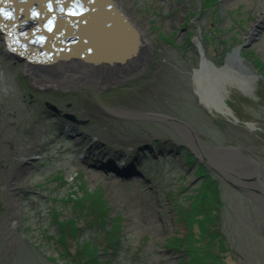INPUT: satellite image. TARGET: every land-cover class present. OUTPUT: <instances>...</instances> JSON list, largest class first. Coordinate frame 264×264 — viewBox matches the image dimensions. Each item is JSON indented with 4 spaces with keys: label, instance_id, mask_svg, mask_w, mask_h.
Returning a JSON list of instances; mask_svg holds the SVG:
<instances>
[{
    "label": "rangeland",
    "instance_id": "obj_1",
    "mask_svg": "<svg viewBox=\"0 0 264 264\" xmlns=\"http://www.w3.org/2000/svg\"><path fill=\"white\" fill-rule=\"evenodd\" d=\"M112 2L150 51L100 79L33 76L0 32V264H264V0ZM202 52L253 91L202 105Z\"/></svg>",
    "mask_w": 264,
    "mask_h": 264
},
{
    "label": "water",
    "instance_id": "obj_2",
    "mask_svg": "<svg viewBox=\"0 0 264 264\" xmlns=\"http://www.w3.org/2000/svg\"><path fill=\"white\" fill-rule=\"evenodd\" d=\"M85 1L87 2L79 3L78 0H76L75 3L70 4V0H32L31 2L36 4L35 7L43 6V10H49L48 13L45 14H49L51 16L53 15V17L48 16L47 19H49L50 24L47 27H42V24L46 22L41 21V14L37 15L36 17H31L25 21L21 33L17 36L21 37L23 34H29V37L26 38L27 42L22 39V43H18L21 45V48L17 49L18 53H20L25 58H34V60L36 59L38 63H41V61L44 59V61L47 60L46 62L51 63L58 59H67L66 55L69 53L65 51V47H68V52L71 51L72 53H75L76 51L78 56L82 55L87 57L91 51L89 49L87 52H84V49H86L85 45L87 44L92 49H98L100 56L97 61H119L126 57L130 58L131 56L135 55L141 45L140 38L137 34L138 32L134 29L135 27L129 23L128 19L124 15L122 16L121 14H118V10L116 7H114L112 0H95L92 6L89 4V6H87L85 3H89V1ZM53 8L56 11L58 10L57 15H54V11L52 12ZM43 10L40 12H43ZM61 10L63 14L60 12ZM0 14L2 13L0 12ZM62 17L65 19L67 18V20L63 22L66 24L65 26L61 27V25L58 23H51V19L54 21L56 19H63ZM35 18H39V26L37 29L34 28L36 30L32 29L34 32H31L32 27L29 29L27 26L33 24L32 22H29L31 20L35 21ZM69 20L76 21V28L69 31H64L67 30L68 26L71 27ZM54 36L59 39L58 43L54 41ZM36 37H39V41L34 42ZM7 44L11 45V41L7 40ZM60 44L63 45L61 46ZM29 51L32 52L30 53ZM44 52H46V55H42ZM57 55H59V58H57ZM62 55H65V57L62 58ZM201 57L202 60H207L204 52L201 53ZM207 61L213 64L209 60ZM193 83L195 85L194 78ZM195 94L202 104L200 96L196 90ZM227 109L232 116L233 113L231 109L229 107H227ZM232 117L235 121H238V119H236L234 116ZM66 118L77 122V119L74 116L66 115ZM250 126L253 128L252 125ZM92 140L95 144L98 143L97 137H92ZM102 145L105 146L104 144ZM119 150L115 149L114 153H124L122 155H125L126 152L127 155L132 154V150L129 148L126 150ZM112 155L115 156V154Z\"/></svg>",
    "mask_w": 264,
    "mask_h": 264
},
{
    "label": "bare ground",
    "instance_id": "obj_3",
    "mask_svg": "<svg viewBox=\"0 0 264 264\" xmlns=\"http://www.w3.org/2000/svg\"><path fill=\"white\" fill-rule=\"evenodd\" d=\"M31 1L32 0H0V12L2 13L0 14V32L3 35V42L5 43L7 54H9L11 57L25 60V62H27L26 67L28 69V73H30L33 76H35V74L37 73L46 72L48 73V75L51 76L49 78L51 81H54L53 78H57V77L62 80V83H57V81L51 82L53 85L60 84V86L64 87L65 85L64 83L73 84L75 81L78 82L76 75L78 74V69H82V70L84 69L85 71H87L86 75L90 79L92 78L100 79L103 76V74L107 75L111 72H119L121 71V69H125L131 64L139 63L141 59H145L148 57V53L150 51L149 48L150 43L149 41L146 40V38H144V36H142V34L140 33L141 31L139 32L136 28H134L138 32L137 34L138 37L140 38L141 45L138 51L135 53V55L131 56L130 58L126 57L119 61L112 60L110 62L97 61V59L100 56L98 49L96 50L92 49L86 43H84L86 44L85 45L86 49H84V52H87L89 49L91 50L88 55L86 54L87 57H84L82 55L78 56V53L76 51L75 53H72L71 51L68 52L67 49L68 47L67 48L65 47L66 49L65 51L69 53L68 55H66L67 59L64 58L65 55H62L63 56L62 58L64 59H58L51 63L46 62L47 60L44 61L45 60L44 59L41 61V63H38L36 59L34 60V58L32 57L25 58L20 53H18L17 50L21 48V45L19 44L22 43V39H24L27 42L26 38L29 37V34H23L21 37L17 36L18 34L21 33L23 24L25 23L26 20L30 19L31 17H36L37 15L41 14L42 15V17H40L41 21L46 22L42 24V27H47L50 24V21L47 18L48 16H51L49 14L47 15L45 14L48 13L49 10L48 11L43 10L42 9L43 6L35 7L36 4L32 3ZM75 1L76 0H72V1L70 0V4L75 3ZM88 1L89 3H85V4H87V6L89 5L92 6L95 0H88ZM78 2L80 3L87 1L78 0ZM40 8L41 10H43V12H40L41 11ZM53 11L54 8L52 9V12ZM117 12L118 14H121L123 16L121 11H117ZM57 14L58 13H56V15ZM51 17H53V15ZM38 20L39 18H35V21L31 20L33 24H30L29 26H27V28L29 29L30 27H32L33 29L37 28L39 25ZM66 20L67 18L56 19L54 21H52L51 19V23L54 24L58 23L59 25H61V27H63L66 25L65 23H63ZM69 21L71 23V27L68 26L67 30L64 31H69L71 29L76 28V21L75 20L73 21L69 20ZM7 40L11 41V45L7 44ZM58 40L59 39L55 37L54 41L58 43L59 42ZM36 41H39V37L35 38L34 42ZM60 45L62 46L63 44ZM42 55H46V52H44V54L42 53ZM57 58H59V55H57ZM233 59L234 58H232L227 64V66L221 70L216 69L208 61L203 62L201 69H199L195 75V83L199 88L198 94L202 100H205L206 102L208 100H213L216 103H218V101L220 100L223 102L227 93V85H231V83L233 82L232 81L233 78L235 80L234 82L237 83L236 86L241 88V90L244 91L245 93H251L253 91V83L255 81V77L252 75L250 69L246 67L244 68L247 75L246 77H237L236 76L237 73L235 71L236 69H234L232 64ZM45 78H48V76ZM37 83H41V82H37ZM214 87H218V88H214ZM217 89L220 90L215 92V90Z\"/></svg>",
    "mask_w": 264,
    "mask_h": 264
},
{
    "label": "trees",
    "instance_id": "obj_4",
    "mask_svg": "<svg viewBox=\"0 0 264 264\" xmlns=\"http://www.w3.org/2000/svg\"><path fill=\"white\" fill-rule=\"evenodd\" d=\"M191 159V160H190ZM188 160H189V163H190V161H193V159H192V157L191 156H188ZM194 164H192V166H193ZM220 218V217H219ZM219 218H217V221H218V226H217V228H216V231L213 233V236L215 237L216 235H217V238H218V240H219V242H220V250H221V253L222 254H224L225 252H227V242H226V238H225V236L223 235V232H222V228H221V225H220V219ZM100 223H102V222H100ZM210 232V231H209ZM212 233V232H211ZM211 235V234H210ZM58 243L61 245V246H63V248H65L66 250H68L67 249V247H66V241H58ZM212 251V250H211ZM186 253H185V255H187V256H189V257H191L192 259H191V263H193L194 262V256L192 257V253H191V251H190V248L189 247H187L186 248V251H185ZM207 254H209V255H211V254H213L212 252H209V251H207L206 252ZM83 254H85L83 251H81L80 252V255H81V257H83L82 255ZM75 264H99L98 263V261L94 258V257H92L90 260H88V261H80V262H77V263H75Z\"/></svg>",
    "mask_w": 264,
    "mask_h": 264
}]
</instances>
